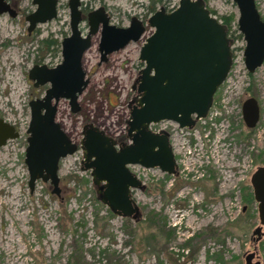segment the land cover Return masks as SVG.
<instances>
[{
	"label": "rangeland",
	"instance_id": "1",
	"mask_svg": "<svg viewBox=\"0 0 264 264\" xmlns=\"http://www.w3.org/2000/svg\"><path fill=\"white\" fill-rule=\"evenodd\" d=\"M66 1L58 0L56 17L37 24L29 35L24 17L35 8L31 0H12L14 17L0 14V119L18 132L0 146V264H244V254L251 251L252 262L264 264V225L259 239L251 237L258 225L256 203L243 198L251 193L250 174L264 165V60L252 73L246 72L232 0H203L219 21L221 15L233 16L228 27L232 63L214 94L211 118L197 123L188 147L181 145V136L176 146V159L181 160L177 168L193 164L201 176L191 178L187 173L172 181L157 168L133 167L145 186L132 193L139 223L108 217L106 208L94 202L88 172L80 171V150L59 161L58 197L39 180L30 192L23 162L28 102L40 97L47 85L33 87L27 71L33 64L52 67L60 61L59 51H44L38 40L49 37L59 42L69 33ZM177 2L81 0V7L103 5L109 23L126 26L130 16L145 20L160 6L169 10ZM254 3L264 20V0ZM79 29L86 32L85 20ZM150 31L99 65V35L92 37L82 59L88 82L78 97L79 110L72 113L64 99L57 105L56 120L73 142L78 143L84 124L107 135L125 134L130 86L140 67L138 51ZM248 97L259 108L251 129L241 118V103ZM184 149L189 154L183 155ZM150 211L156 213L152 224L144 221ZM169 228L172 234L167 237Z\"/></svg>",
	"mask_w": 264,
	"mask_h": 264
},
{
	"label": "water",
	"instance_id": "2",
	"mask_svg": "<svg viewBox=\"0 0 264 264\" xmlns=\"http://www.w3.org/2000/svg\"><path fill=\"white\" fill-rule=\"evenodd\" d=\"M31 2L35 8L25 16L27 33L56 17L57 0ZM232 2L237 13L235 25L244 41L243 65L247 73H252L264 60V20L254 0ZM78 6L79 0H67L69 33L59 41L60 61L52 67L33 64L27 71L33 87L47 85L40 97L28 102L23 156L27 185L31 192L37 180L47 182L51 194H60L59 161L74 153L77 145L57 122V105L64 99L71 112L78 110L77 98L88 81L82 58L92 44V36L99 35L97 52L99 61H104L110 53L138 41L149 29L138 52L144 66L136 78L138 97L129 110L128 143L115 148V140L92 125L83 127L78 142L82 151L80 171H88L98 202L111 214L134 220L140 211L132 192L142 190L144 185L128 166L157 168L166 175H175L177 169L168 133L153 132L149 125L170 120L178 127L190 128L205 117L230 70L232 39L228 27L209 12L203 0H178L170 11L160 6L145 20L131 16L126 26L110 24L99 6L87 13L85 34L79 29ZM4 11L10 16L16 14L5 0H0V13ZM241 117L246 128L255 126L259 110L254 98L242 102ZM17 136L14 126L0 119V146ZM249 185L258 219L251 237L257 240L264 225V165L253 170ZM254 255V251L245 253L244 264H258L252 262Z\"/></svg>",
	"mask_w": 264,
	"mask_h": 264
},
{
	"label": "flooded vegetation",
	"instance_id": "3",
	"mask_svg": "<svg viewBox=\"0 0 264 264\" xmlns=\"http://www.w3.org/2000/svg\"><path fill=\"white\" fill-rule=\"evenodd\" d=\"M12 0H5V2L8 4V6H9V8H11V9H13L14 11H15V13L17 14V10H16V7L12 4V2H11ZM32 3V2H31ZM57 4H58V0H57V2H56V7H57ZM255 4V3H254ZM66 5H67V1H66ZM99 6H102L103 8H104V11H105V13H106V15L108 16V14H107V12H106V9H105V7L103 6V5H99ZM99 6H97V7H99ZM56 7H55V9H56ZM96 7V8H97ZM174 8V7H173ZM173 8H171V9H169V10H165V11H170V10H172ZM78 9H79V11H80V17H81V21H80V23L83 21V20H85V22H86V15H87V13L88 12H90V11H92V10H94L95 8H92V9H83L82 7H81V0H79V6H78ZM33 11V10H32ZM31 11V12H32ZM155 11V10H154ZM153 11V12H154ZM152 12V13H153ZM30 13V12H29ZM28 13V14H29ZM151 13V14H152ZM0 14H6V15H8L9 17H14V16H10L6 11H4V12H1ZM16 14H15V16H16ZM27 15V14H26ZM25 15V16H26ZM150 15V14H149ZM131 17V16H130ZM108 18H109V16H108ZM24 19H25V17H24ZM26 21V20H25ZM109 21V20H108ZM80 23H79V25H80ZM111 24V23H110ZM27 27V26H26ZM36 27V26H35ZM34 27V28H35ZM86 27H87V24H86ZM87 31V30H86ZM32 32V31H31ZM30 32V33H31ZM30 33H27V31H26V34L27 35H29ZM85 34V33H84ZM98 34V33H97ZM96 35V34H95ZM94 35V36H95ZM93 37V36H92ZM142 38V37H141ZM140 38V39H141ZM92 39V38H91ZM139 39V40H140ZM143 41V40H142ZM129 44V43H128ZM142 44V43H141ZM59 49V48H58ZM123 49V48H122ZM139 52V51H138ZM233 53V52H232ZM111 54V53H110ZM108 56V55H107ZM107 56H106V58H105V60L104 61H99V54H98V65L99 64H102V63H105L106 61H107ZM83 59V58H82ZM139 61V63H140V67H139V69H138V71H137V73H136V76H135V78H134V80H133V83L131 84V86H130V90L132 91V97H131V99L129 100V103H128V106H129V110H130V108L134 105V103H135V99L138 97V92H137V81H136V78H137V76L139 75V71L143 68V66H144V63L143 62H141L140 60H138ZM82 66V65H81ZM83 69V68H82ZM84 71V70H83ZM85 73V72H84ZM227 77V76H226ZM85 78H86V74H85ZM87 79V78H86ZM226 79V78H225ZM88 80V79H87ZM225 81V80H224ZM223 81V82H224ZM88 82V81H87ZM132 86H134V87H132ZM86 87V86H85ZM219 88V87H218ZM217 88V89H218ZM84 90V89H83ZM82 90V91H83ZM82 93V92H81ZM80 93V94H81ZM80 96V95H79ZM78 96V97H79ZM214 97V96H213ZM255 100V99H254ZM256 101V100H255ZM77 104H78V98H77ZM256 104H257V102H256ZM213 105H214V101L212 100V104H211V106H210V108H209V110H208V112H207V114L205 115V117H203V118H199V119H197L196 121H195V123H194V125L192 126V127H190V128H187V127H178V125L176 124V123H174V122H172V121H170V120H161V121H159V122H157V123H154L156 126H159V130L158 131H160V130H164V131H166L167 133H168V141H169V144H170V146H171V150H172V153H173V156H174V159H175V161L177 162V159H176V155H177V152H176V146H177V141H178V139H179V137H180V131L181 130H189V131H192L193 130V128L197 125V123L198 122H200V120H204V119H206V118H208L209 116H210V113H211V108L213 107ZM241 105H242V103H241ZM258 106V105H257ZM70 110V109H69ZM78 110H79V104H78ZM77 110V111H78ZM258 110H259V108H258ZM76 111V112H77ZM73 113V112H72ZM75 113V112H74ZM209 118H211V117H209ZM242 118V117H241ZM128 119H129V113H128ZM128 119L125 121V134H123V135H120V136H116V135H107L106 133H104V131H102L101 129H99V128H97L96 126H94V125H92V124H84L83 126H82V128H81V132H80V139L82 138V129H83V127L84 126H87V125H92V126H94V127H96L98 130H100V131H102L103 132V134H105L106 136H108V137H110V138H112V139H114L115 140V142H116V145H115V148H116V146L117 145H122V144H126V143H128V139L126 138V130H127V121H128ZM244 124V123H243ZM256 125V124H255ZM249 129V128H248ZM251 129V128H250ZM157 131V132H158ZM177 138V139H176ZM192 136H189L188 137V139H190V140H192ZM79 139V140H80ZM71 140V139H70ZM72 141V140H71ZM73 142V141H72ZM79 142V141H78ZM75 143V142H74ZM76 145H77V149H76V151L77 150H80L81 151V149L78 147V143H75ZM73 154V153H72ZM81 159H82V151H81ZM81 161V160H80ZM177 166V165H176ZM131 166H128V168L132 171V172H134V169H133V167H139V168H142V167H140V166H138V165H133L132 166V168H130ZM88 172V171H87ZM176 172H177V169H176ZM135 174V173H134ZM136 175V174H135ZM137 176V175H136ZM133 193V192H132Z\"/></svg>",
	"mask_w": 264,
	"mask_h": 264
},
{
	"label": "trees",
	"instance_id": "4",
	"mask_svg": "<svg viewBox=\"0 0 264 264\" xmlns=\"http://www.w3.org/2000/svg\"><path fill=\"white\" fill-rule=\"evenodd\" d=\"M209 12L212 13L211 11H209ZM219 18H220V20H221V22L223 24H225L227 27H229L230 23L232 22L231 20L233 19V16L221 15ZM38 44H39V47H41V48L44 49V51L45 50L46 51H59V49H58L59 48V42L56 39H52V38H49V37L48 38L47 37L41 38V39L38 40ZM165 176H166V178L169 177L168 175H165ZM144 188H145V186L143 187V189ZM243 198H244L245 202H247V203L251 202L252 199H253L252 194L250 192H247L246 194H244V197ZM93 200H94L95 203L100 204L98 202V200L96 199L95 194L93 196ZM106 215L108 217H111L112 216V214L107 209H106ZM155 216H156V213L150 211L149 214L144 218V221L147 222V223L152 224L154 222ZM133 221L139 223L140 217H137ZM171 230H172V228L171 229L169 228L166 231V236L167 237H170V235L172 234V231ZM183 247L185 248V245L180 246V253L178 252L179 255L182 254ZM72 255H73V252L70 254L69 257L71 258Z\"/></svg>",
	"mask_w": 264,
	"mask_h": 264
},
{
	"label": "built area",
	"instance_id": "5",
	"mask_svg": "<svg viewBox=\"0 0 264 264\" xmlns=\"http://www.w3.org/2000/svg\"><path fill=\"white\" fill-rule=\"evenodd\" d=\"M200 122H202V120H200ZM149 128H150V130L151 131H153V132H157L160 128H159V126H156L155 124H150L149 125ZM184 130V129H183ZM181 130L180 131V136H181V145H186V147H188V142H189V139H188V137L189 136H192L193 138L192 139H194L195 138V134H194V128H193V130H192V132L191 131H187V130ZM204 138H206V139H208L207 138V135H204L203 136ZM189 150L188 149H184V151H183V155H186V154H189ZM179 161H181L180 159H177V162H176V165L178 166V162ZM130 168H132V166L130 167ZM142 169H144V168H142ZM158 170V169H157ZM159 171V170H158ZM133 173H135L136 174V172H135V170H134V172ZM187 173H191L190 174V177L192 178V177H194V178H197V176L199 175V176H201L202 175V173L201 172H199V170L197 169V167H195V169H194V166H193V164H190V166L189 167H187V166H182V168L181 169H178L177 168V172H176V174L175 175H170L169 176V178L173 181L174 179H175V177L176 176H179V177H186V175H187ZM137 175V174H136ZM137 177H138V175H137ZM139 178V177H138ZM142 182V181H141ZM171 183V182H170ZM143 184V183H142ZM144 185V184H143Z\"/></svg>",
	"mask_w": 264,
	"mask_h": 264
}]
</instances>
